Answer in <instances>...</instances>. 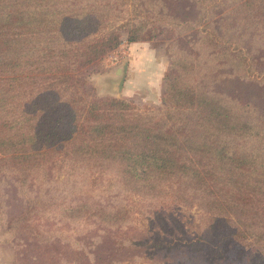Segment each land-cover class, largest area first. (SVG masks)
<instances>
[{"label":"trees","instance_id":"obj_1","mask_svg":"<svg viewBox=\"0 0 264 264\" xmlns=\"http://www.w3.org/2000/svg\"><path fill=\"white\" fill-rule=\"evenodd\" d=\"M162 1L158 20L202 25V41L219 38L208 29L219 13L209 15L205 0ZM100 4L0 0V159L27 167L60 156L72 166L116 167L125 189L156 197L176 183L220 223L211 224L213 241L203 242L208 249L244 250L253 233L252 223L241 218L255 214L251 194L264 196V158L241 152L235 142L250 128L241 120L248 103L221 98L187 73L166 74L161 98L166 115L93 97L80 72L98 65L120 37L117 28L109 29V13ZM233 5L264 37V0H230ZM142 29H130L128 41H139ZM179 66L176 59L171 69ZM124 212L113 208L109 215Z\"/></svg>","mask_w":264,"mask_h":264},{"label":"rangeland","instance_id":"obj_2","mask_svg":"<svg viewBox=\"0 0 264 264\" xmlns=\"http://www.w3.org/2000/svg\"><path fill=\"white\" fill-rule=\"evenodd\" d=\"M82 1L101 2L109 29L117 28L120 35L118 46L98 65L80 72L87 92L161 116L166 115L161 100L166 74H190L207 91L248 103L241 120L250 128L235 142L241 152L264 158V37L256 33L255 22L229 6L230 0L203 2L209 15L219 13L208 28L219 36L213 43L199 38L206 33L202 25L158 20L162 0ZM142 26L139 41H128V31ZM131 44L154 50L149 65L157 69L141 61L142 72H125L118 89V71L128 66ZM176 59L180 66L171 69ZM182 187L166 185L158 198L125 189L116 167L72 166L60 156L27 167L0 159V264H264V196L251 194L255 214L241 218L252 223L253 233L244 250L235 245L208 249L203 242L213 241L211 224L218 219ZM113 208L126 212L112 217ZM230 221L237 220L231 216Z\"/></svg>","mask_w":264,"mask_h":264},{"label":"crops","instance_id":"obj_3","mask_svg":"<svg viewBox=\"0 0 264 264\" xmlns=\"http://www.w3.org/2000/svg\"><path fill=\"white\" fill-rule=\"evenodd\" d=\"M130 52V57L128 59V66L126 73H141L142 72V65H148L151 71H155L153 62L151 65H149L150 60L152 59L151 56H154V50L149 49V46H146L145 44H131L128 47ZM144 60V64L141 63V61ZM142 64V65H141ZM162 73V71L160 72ZM124 84L122 87V92L124 90Z\"/></svg>","mask_w":264,"mask_h":264},{"label":"water","instance_id":"obj_4","mask_svg":"<svg viewBox=\"0 0 264 264\" xmlns=\"http://www.w3.org/2000/svg\"><path fill=\"white\" fill-rule=\"evenodd\" d=\"M126 66H127V64L125 63L123 69L118 71V74H120V73L122 74L121 79H119V81H118V89L121 88V85H122V82H123V76H124V73L126 72Z\"/></svg>","mask_w":264,"mask_h":264}]
</instances>
